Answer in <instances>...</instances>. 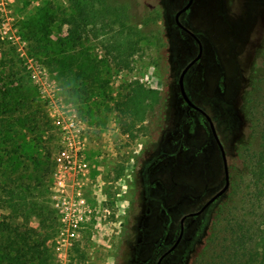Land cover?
I'll use <instances>...</instances> for the list:
<instances>
[{"label":"rangeland","instance_id":"1","mask_svg":"<svg viewBox=\"0 0 264 264\" xmlns=\"http://www.w3.org/2000/svg\"><path fill=\"white\" fill-rule=\"evenodd\" d=\"M82 1L92 4L94 14L100 2L123 4L122 33L100 18L71 25V0H0V88L20 77L30 85L28 108L17 104V96L0 106V127L8 132L3 146L17 162L3 168L13 169L19 181L40 175L29 198L47 209L44 216L30 211L28 223L41 229L52 207L51 177L43 175L41 165L53 158L58 133L49 102L73 108L86 129V156L98 179L90 199L99 209L74 244L69 264H156L177 238L180 218L198 211L225 182L208 121L197 111L186 114L179 92V74L198 51L174 22L186 0ZM182 19L203 45L200 62L185 76V89L215 125L229 187L185 222L180 244L162 264H187L223 203L244 212L249 176L235 147L247 129L238 110L239 85L263 43L264 0H196ZM116 38L137 42L119 60L108 52ZM128 95L143 98L131 101ZM33 111L39 112V123L28 117ZM5 213L0 209V218ZM57 229L51 219L43 228L50 235L49 264H55Z\"/></svg>","mask_w":264,"mask_h":264},{"label":"trees","instance_id":"2","mask_svg":"<svg viewBox=\"0 0 264 264\" xmlns=\"http://www.w3.org/2000/svg\"><path fill=\"white\" fill-rule=\"evenodd\" d=\"M71 2L73 14L68 18L71 25L88 24L94 18H100L102 22L110 20V26H114L117 33H122L125 26L123 4L100 2L95 15L92 4L82 0ZM262 42L252 59L251 68L239 85L238 110L247 129L238 136L235 147L249 176L242 196L244 212L238 214L233 205L224 206L223 203L219 206L212 214L214 218L208 225L205 238L192 249L187 264H264V39ZM136 44L135 40L116 38L108 52L119 60L122 53L133 51ZM4 84L5 89L0 88L3 93L0 106H5L4 103L11 105L12 98L17 96V104L22 108L29 107L30 85L23 77L11 82L6 80ZM128 98L138 101L143 95L139 98L128 95ZM38 116V111L28 115L35 123H39ZM7 133L0 127V209L6 212L0 218V264H49L50 246L46 241L50 235H45L43 228L49 219L57 224V215L51 207L48 211L50 217L41 219V229L29 226L30 211L44 216L47 209L44 203L29 198L32 181L40 182V175L33 172L30 174L32 178L26 176L24 181H19L16 177L19 175L11 173L13 169L5 173V164L17 163L9 148L3 146ZM39 165L38 160L35 166L38 173ZM41 166L43 175L51 177L52 159ZM230 199L233 198L228 197L226 201Z\"/></svg>","mask_w":264,"mask_h":264},{"label":"built area","instance_id":"3","mask_svg":"<svg viewBox=\"0 0 264 264\" xmlns=\"http://www.w3.org/2000/svg\"><path fill=\"white\" fill-rule=\"evenodd\" d=\"M47 112L58 130L49 189L58 222L52 241L55 264H69L74 244L98 212L90 199L98 179L86 156V129L76 110L51 100Z\"/></svg>","mask_w":264,"mask_h":264},{"label":"water","instance_id":"4","mask_svg":"<svg viewBox=\"0 0 264 264\" xmlns=\"http://www.w3.org/2000/svg\"><path fill=\"white\" fill-rule=\"evenodd\" d=\"M193 3V0H188L186 2V4L181 8L179 9L176 13H175V16H174V19H175V23L176 25H178L179 27H181L182 29H184L185 31H187L188 33H190V35L194 36L198 45H199V51L196 55V57H194L187 65H185V67L181 70L180 74H179V78H178V85H179V90H180V94L184 100V102L186 103V105L189 107V108H194L196 110H198L199 112H201L205 118L207 119L208 123H209V126H210V129H211V132L216 140V142L218 143L219 147H220V151H221V157H222V161H223V169H224V179H225V182H224V185L222 186V188L220 190H218L214 195H212L207 201L206 203L198 210V211H195V212H192V213H189L185 216H183L181 219H180V233L176 239V241L174 242V244L166 251L164 252L158 259L157 261V264H161V261L162 259L168 255L169 253L173 252L174 249L177 247V245L179 244L181 238H182V235H183V230H184V220L187 216H197L199 215L200 213H202L205 208L207 206H209L210 204L214 203L220 196H222L225 191L228 189L229 187V171H228V164H227V157H226V154H225V150H224V147L217 135V132H216V129H215V125L212 121V119L210 118V116L203 110L201 109L199 106H197L196 104H194L192 102V100L189 98L186 90H185V86H184V77H185V74L187 73V71L189 70V68L195 64L197 61L200 60V57L202 55V44H201V41L199 40V38L194 34L192 33L190 30H188L181 22H180V15L189 10L191 5Z\"/></svg>","mask_w":264,"mask_h":264},{"label":"flooded vegetation","instance_id":"5","mask_svg":"<svg viewBox=\"0 0 264 264\" xmlns=\"http://www.w3.org/2000/svg\"><path fill=\"white\" fill-rule=\"evenodd\" d=\"M187 1H188V0H186V2H187ZM195 1H196V0H193V3H194ZM193 3H192V5H193ZM185 4H186V3H185ZM185 4H184V5H185ZM192 5H191V7H192ZM191 7H190V9H191ZM180 9H181V8H180ZM190 9H189V10H190ZM189 10L183 12V13L180 15V18H179V19H180V22H181L186 28H187V26L184 24V21H183V19H182V16H183V14L189 12ZM177 11H178V10H177ZM177 11H176V12H177ZM176 12H175V13H176ZM174 16H175V14H174ZM174 22H175V19H174ZM175 25H176V23H175ZM176 26H177V28H178L179 30H181L182 32L188 34V35H189L192 39H194L195 42L197 43V41H196V39H195L194 36L190 35V33H188L187 31H185L184 29H182V28L179 27L178 25H176ZM187 29L190 30L189 28H187ZM190 31H191V30H190ZM191 32L194 33L193 31H191ZM194 34L198 37V35H197L196 33H194ZM198 38H199V37H198ZM199 40L201 41L200 38H199ZM201 44H202V41H201ZM197 46H198V51H199V45H198V43H197ZM198 51H197V53H198ZM202 54H203V45H202ZM196 55H197V54H196ZM195 57H196V56H195ZM201 58H202V55H201V57H200V60H201ZM191 60H192V59H191ZM191 60H190V61H191ZM200 60L197 61L195 64H193V65L189 68V70L187 71V73H188L191 69H193V67L196 66V65L200 62ZM190 61H189V62H190ZM189 62H188V63H189ZM188 63H187V64H188ZM187 64H186V65H187ZM184 67H185V66H184ZM184 67H183V68H184ZM187 73H186V74H187ZM186 74H185V76H186ZM184 79H185V77H184ZM178 86H179V85H178ZM184 86H185V84H184ZM185 90H186V89H185ZM179 92H180V90H179ZM186 92H187V91H186ZM187 94H188V93H187ZM180 95H181V94H180ZM188 96H189V95H188ZM181 98H182V96H181ZM189 98H190V97H189ZM182 101H183V104H184V106H185V108H186V109H185L186 114H189V112L192 111V110H193V111H197V112H199L198 110H196V109H194V108H189V107L186 105V103L184 102L183 98H182ZM192 102H193V101H192ZM193 103H194V102H193ZM194 104H195V103H194ZM201 109H202V108H201ZM199 113H201V112H199ZM201 114H202V113H201ZM202 115H203V114H202ZM203 116H204V115H203ZM204 117H205V116H204ZM210 118H211V117H210ZM205 119H206V118H205ZM206 120H207V119H206ZM215 141H216V140H215ZM216 143H217V142H216ZM217 145H218V143H217ZM218 147H219V145H218ZM219 150H220V147H219ZM220 154H221V151H220ZM221 159H222V157H221ZM222 162H223V161H222ZM138 173L140 174V176H142L143 173H144V169L141 168V169L138 171ZM220 197H221V196H220ZM205 203H206V202H205ZM205 203H204V204H205ZM204 204H203V205H204ZM212 204H213V203H212ZM212 204H210L209 206H211ZM209 206H207V207L205 208V210H206L207 208H209ZM205 210H204V211H205ZM204 211H203V212H204ZM203 212H202V213H203ZM190 213H192V212H190ZM202 213H200V214L197 215V216H187V217L185 218V220H184V223H183V225H184V230H185V222H186L189 218H195V217H198V216H200ZM187 214H189V213H187ZM187 214H185V215H187ZM185 215H183V216H185ZM183 216H182V217H183ZM182 217H181V218H182ZM181 218H180V219H181ZM184 230H183V235H184ZM179 233H180V220H179ZM179 233H178V235H179ZM178 235H177V237H178ZM183 235H182V238H183ZM182 238H181V240H182ZM163 239H164V238H162V239L159 241V246L162 245ZM176 239H177V238H176ZM176 239H175V241H176ZM181 240H180V242H181ZM175 241H174V242H175ZM174 242H173V244H174ZM180 242H179V244H180ZM173 244H172V245H173ZM179 244H178V245H179ZM172 245H171V246H172ZM178 245H177V247H178ZM171 246H170V247H171ZM170 247H169V248H170ZM177 247H176V248H177ZM169 248H168V249H169ZM176 248L174 249V251L176 250ZM168 249H166L164 252H166ZM174 251L171 252V253H169L168 255H166V256L162 259V261H163L166 257H168L169 255H171L172 253H174ZM164 252H163V253H164ZM163 253H162V254H163ZM162 254H161V255H162ZM161 255H160V256H161ZM160 256H159V257H160ZM159 257H158V259H159ZM158 259H157V261H158ZM157 261H156V264H157ZM162 261H161V264H162Z\"/></svg>","mask_w":264,"mask_h":264}]
</instances>
